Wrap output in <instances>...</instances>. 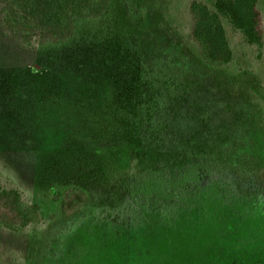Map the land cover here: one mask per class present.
Masks as SVG:
<instances>
[{"label":"rangeland","instance_id":"obj_1","mask_svg":"<svg viewBox=\"0 0 264 264\" xmlns=\"http://www.w3.org/2000/svg\"><path fill=\"white\" fill-rule=\"evenodd\" d=\"M191 1L112 0L43 46L0 13V179L41 209L0 264H264V49L227 25L251 68L207 63Z\"/></svg>","mask_w":264,"mask_h":264},{"label":"trees","instance_id":"obj_2","mask_svg":"<svg viewBox=\"0 0 264 264\" xmlns=\"http://www.w3.org/2000/svg\"><path fill=\"white\" fill-rule=\"evenodd\" d=\"M0 1L1 17L9 34L26 45L36 42L42 46L60 44L73 37L80 21L104 15L112 3V0ZM189 11L191 37L207 63L214 66L234 65L241 70L251 68L247 52L229 38L227 25L235 34L242 36L245 44L255 46L256 57L262 58L264 17L259 0H213L212 5L203 0H192ZM132 172L139 175L134 167ZM261 181L264 186V166ZM87 202L88 195L84 189L70 187L60 201L61 213L66 217H75L85 209ZM40 219L39 205L26 199L19 188L0 179V227L23 231Z\"/></svg>","mask_w":264,"mask_h":264}]
</instances>
